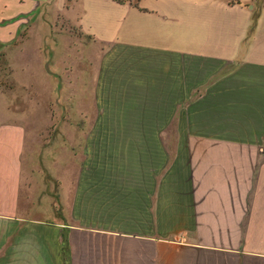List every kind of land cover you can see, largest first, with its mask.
Wrapping results in <instances>:
<instances>
[{"label":"crops","instance_id":"0c3cea01","mask_svg":"<svg viewBox=\"0 0 264 264\" xmlns=\"http://www.w3.org/2000/svg\"><path fill=\"white\" fill-rule=\"evenodd\" d=\"M83 1L129 125L57 160L48 218L21 202L32 132L0 120V264H264V9L247 43L253 0Z\"/></svg>","mask_w":264,"mask_h":264},{"label":"rangeland","instance_id":"374dc122","mask_svg":"<svg viewBox=\"0 0 264 264\" xmlns=\"http://www.w3.org/2000/svg\"><path fill=\"white\" fill-rule=\"evenodd\" d=\"M84 8L83 0H0V120L20 121L32 132L21 202L30 194L32 213L39 217L54 218L57 160L86 155L88 143L106 141L99 132L129 125L119 122L127 108L103 105L109 89L118 87L104 78L119 70V54H99L98 44L79 24ZM161 141L166 145L167 139ZM183 170L177 165V178Z\"/></svg>","mask_w":264,"mask_h":264},{"label":"trees","instance_id":"16d2710c","mask_svg":"<svg viewBox=\"0 0 264 264\" xmlns=\"http://www.w3.org/2000/svg\"><path fill=\"white\" fill-rule=\"evenodd\" d=\"M114 1L115 3L119 4V5H123L125 3H129V0H112ZM140 0L137 1V3L139 2ZM256 1V10H255V13L253 15V18H252V21H251V25L249 27V30H248V33H247V38H246V42L248 43L252 36H253V32L255 30V27H256V22H257V19H258V13L260 11V9H262V6L264 7V0H255ZM137 3L133 4L134 6L137 7Z\"/></svg>","mask_w":264,"mask_h":264}]
</instances>
